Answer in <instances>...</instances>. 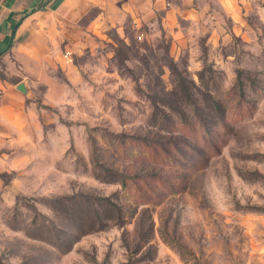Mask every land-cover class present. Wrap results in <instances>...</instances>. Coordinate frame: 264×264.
Here are the masks:
<instances>
[{"label": "rangeland", "instance_id": "rangeland-1", "mask_svg": "<svg viewBox=\"0 0 264 264\" xmlns=\"http://www.w3.org/2000/svg\"><path fill=\"white\" fill-rule=\"evenodd\" d=\"M0 79V264H264V0H72Z\"/></svg>", "mask_w": 264, "mask_h": 264}, {"label": "crops", "instance_id": "crops-1", "mask_svg": "<svg viewBox=\"0 0 264 264\" xmlns=\"http://www.w3.org/2000/svg\"><path fill=\"white\" fill-rule=\"evenodd\" d=\"M71 1L0 0V61L15 50L36 21L51 16ZM161 1L156 0L157 3ZM8 90L7 83L0 79V97H4Z\"/></svg>", "mask_w": 264, "mask_h": 264}, {"label": "water", "instance_id": "water-1", "mask_svg": "<svg viewBox=\"0 0 264 264\" xmlns=\"http://www.w3.org/2000/svg\"><path fill=\"white\" fill-rule=\"evenodd\" d=\"M18 90H20L21 92H25V87H24V85L23 84H20V85H18Z\"/></svg>", "mask_w": 264, "mask_h": 264}]
</instances>
